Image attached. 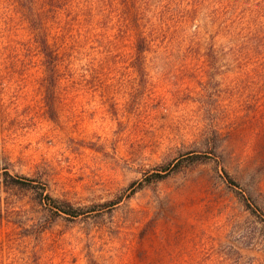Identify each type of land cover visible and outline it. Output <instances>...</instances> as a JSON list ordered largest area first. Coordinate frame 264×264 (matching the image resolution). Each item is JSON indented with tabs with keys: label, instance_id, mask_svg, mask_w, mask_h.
Instances as JSON below:
<instances>
[{
	"label": "rangeland",
	"instance_id": "1",
	"mask_svg": "<svg viewBox=\"0 0 264 264\" xmlns=\"http://www.w3.org/2000/svg\"><path fill=\"white\" fill-rule=\"evenodd\" d=\"M102 1L0 0V164L84 212L0 186V264H264V0H208L187 26ZM44 38L72 68L56 119Z\"/></svg>",
	"mask_w": 264,
	"mask_h": 264
},
{
	"label": "trees",
	"instance_id": "2",
	"mask_svg": "<svg viewBox=\"0 0 264 264\" xmlns=\"http://www.w3.org/2000/svg\"><path fill=\"white\" fill-rule=\"evenodd\" d=\"M107 1L103 0L102 2ZM134 2L135 11H141L143 8V0H126V6L130 7L131 2ZM152 0H145L144 6L150 4ZM208 0H156L157 3L150 4L151 7L154 5L156 9L160 8L161 15L159 16L160 23L163 25L169 24H182L187 26L191 20L195 19V12H200L202 7H206ZM95 3V2H94ZM221 3V1L217 2ZM54 9L59 6L54 5ZM131 8V7H130ZM56 10V9H55ZM199 14V13H198ZM166 30V29H165ZM156 30L148 33L147 31H141L136 37V52L137 57L142 63L146 59V52L152 47L156 40ZM189 34V33H187ZM198 34V33H197ZM196 39L197 36L193 35ZM188 39V35H187ZM41 50L45 56L44 63L46 67V90H45V103L47 112L52 119H56L58 112V102L61 97V80L66 69L72 70L71 62L66 61L62 58V53L58 51L55 46L49 42L47 38H44L40 42ZM213 55V54H210ZM144 59V60H142ZM82 75L85 73L93 74L97 69L98 65L90 60L89 62L82 63L81 65ZM219 131L212 134L211 138L207 136L209 145H211V153L218 154V141ZM207 154H193L189 156L192 161L202 160L208 158ZM174 162L165 164L161 167L162 172L155 174L156 180H162L174 171H180L182 166L180 162ZM227 179L230 183L239 185L227 171H225ZM0 186H5V189L9 188L23 190L31 193L32 198L37 204L45 207L53 217L65 216L71 219L78 218L83 215L82 208L77 207L72 201L67 198H61L54 196L50 191V187L45 176L39 172L36 174H26L13 171L9 166H3L0 164ZM238 191V190H237ZM246 200L245 203L251 208L247 198L244 194L238 191ZM249 194V192H247ZM250 195V194H249ZM253 213L257 214L256 210L252 209ZM264 215L263 210H261ZM2 214L0 212V219ZM263 225L264 219L259 216Z\"/></svg>",
	"mask_w": 264,
	"mask_h": 264
}]
</instances>
